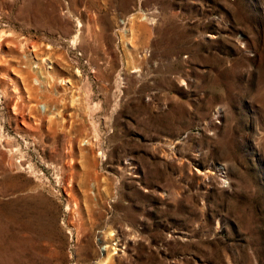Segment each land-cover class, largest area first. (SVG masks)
Returning a JSON list of instances; mask_svg holds the SVG:
<instances>
[{"label":"rangeland","instance_id":"obj_1","mask_svg":"<svg viewBox=\"0 0 264 264\" xmlns=\"http://www.w3.org/2000/svg\"><path fill=\"white\" fill-rule=\"evenodd\" d=\"M0 38V264H264V0H0Z\"/></svg>","mask_w":264,"mask_h":264},{"label":"bare ground","instance_id":"obj_2","mask_svg":"<svg viewBox=\"0 0 264 264\" xmlns=\"http://www.w3.org/2000/svg\"><path fill=\"white\" fill-rule=\"evenodd\" d=\"M1 35H2V34H1ZM0 39H1V38H0ZM18 45H19V44H18ZM23 45H24V44H23ZM23 45H22V46H23ZM35 47H36V46H35ZM33 48H34V47H33ZM21 49H23V48L21 47ZM44 76H45V75H44ZM52 80H53V79H52ZM52 85H53V84H52ZM46 106H47V105L45 104V109H46ZM105 246H107V245H105ZM108 257H109V255H106V256H104L103 258H101L100 261H99V264H103V262L106 261V260L108 259ZM110 258H111V256H110ZM107 261H108V260H107ZM108 262H110V261H108Z\"/></svg>","mask_w":264,"mask_h":264}]
</instances>
